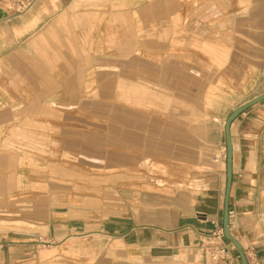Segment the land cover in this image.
I'll return each mask as SVG.
<instances>
[{
    "label": "crops",
    "instance_id": "obj_1",
    "mask_svg": "<svg viewBox=\"0 0 264 264\" xmlns=\"http://www.w3.org/2000/svg\"><path fill=\"white\" fill-rule=\"evenodd\" d=\"M141 61L160 66L155 95H183L185 79L194 99L198 82L211 89L193 119L135 127L149 145L151 190L161 192L145 203L151 215L90 223L58 213L17 163L30 156L26 146L42 145L31 129L73 127L101 64L113 74L127 64L132 79ZM263 92L264 0H0V264H213L199 239L221 229L224 120ZM57 113L69 118L58 124ZM17 129L31 134L19 139ZM230 136L229 233L249 264H264V100L234 119Z\"/></svg>",
    "mask_w": 264,
    "mask_h": 264
},
{
    "label": "rangeland",
    "instance_id": "obj_2",
    "mask_svg": "<svg viewBox=\"0 0 264 264\" xmlns=\"http://www.w3.org/2000/svg\"><path fill=\"white\" fill-rule=\"evenodd\" d=\"M184 2L191 7L193 0ZM108 65H98L95 78L90 80L89 111L74 112L73 119L78 122H73V127L31 129L39 130L42 145L39 150L32 144L26 146L30 156L17 161L24 182L39 186L42 199L54 200L58 213L67 211L69 216L83 217L90 223L118 215L142 220L146 211L151 215L145 203L153 193L161 192L151 190L155 181L150 173L146 175L147 167H152V161L146 166L149 145L144 130L135 127L157 119L191 120L197 114L195 105L201 109L209 105L211 92L208 81L202 80L198 82L200 98L194 99L193 80L185 79L183 95L162 97L153 94L162 86L160 73H153V69L159 71L158 64L138 62L132 69V79L129 65L121 64L115 74ZM216 92L224 93V89L218 85ZM166 105L169 110L162 108ZM53 117L58 124L69 118L63 113ZM129 120L132 126L127 124ZM29 130L17 129L14 135L21 139L24 133L31 134ZM48 137L53 140L51 144H46ZM50 187L55 189L51 195ZM161 191L173 195L167 189Z\"/></svg>",
    "mask_w": 264,
    "mask_h": 264
},
{
    "label": "water",
    "instance_id": "obj_3",
    "mask_svg": "<svg viewBox=\"0 0 264 264\" xmlns=\"http://www.w3.org/2000/svg\"><path fill=\"white\" fill-rule=\"evenodd\" d=\"M264 100V92L248 101L247 103L239 106L227 115L224 120L223 133H224V172H225V188L222 203V220H221V233L223 239L230 242L236 250L241 264H249L245 253L240 244L229 233V194L232 181V143L230 136V125L244 110L250 106Z\"/></svg>",
    "mask_w": 264,
    "mask_h": 264
},
{
    "label": "built area",
    "instance_id": "obj_4",
    "mask_svg": "<svg viewBox=\"0 0 264 264\" xmlns=\"http://www.w3.org/2000/svg\"><path fill=\"white\" fill-rule=\"evenodd\" d=\"M222 158H224V151L222 152ZM37 241V243L43 247L50 245L49 242L43 241L41 239H38ZM199 244L204 252L205 257L211 263L233 264V259L225 245L220 228H215L207 235L202 236L199 239Z\"/></svg>",
    "mask_w": 264,
    "mask_h": 264
}]
</instances>
